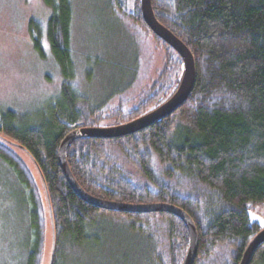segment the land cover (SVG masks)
<instances>
[{
	"label": "trees",
	"instance_id": "obj_1",
	"mask_svg": "<svg viewBox=\"0 0 264 264\" xmlns=\"http://www.w3.org/2000/svg\"><path fill=\"white\" fill-rule=\"evenodd\" d=\"M125 1L103 4L131 27L138 56L132 78L115 77L110 90L101 83L93 85L89 79L94 73L73 71L75 0H45L53 10L47 40L61 68L64 105L52 106L50 115L37 119L14 110L0 111V159L28 195V224L41 238L39 247H31L28 264L43 262L48 221L55 235L53 264H60L59 255L69 243L78 246L95 237L90 228L103 219L148 232L153 264H182L186 255L189 231L180 218L167 212H118L93 206L73 190L59 162V146L74 128L131 121L163 103L180 83L182 57L146 24L141 0H133L131 10ZM152 8L194 55L192 93L172 114L138 132L75 140L67 152L70 169L96 197L132 204L167 202L183 208L199 235L193 264H239L251 239L264 227L251 217L252 211L264 206V0H152ZM41 39V34L33 35L44 57ZM156 55L162 67L154 70L149 90L123 97L142 80L139 64L151 66ZM74 77L80 79V87ZM84 88L86 93L96 91L95 97L86 96ZM83 105L88 109L80 108ZM20 149L40 174L45 203L33 188ZM250 264H264V243Z\"/></svg>",
	"mask_w": 264,
	"mask_h": 264
},
{
	"label": "rangeland",
	"instance_id": "obj_2",
	"mask_svg": "<svg viewBox=\"0 0 264 264\" xmlns=\"http://www.w3.org/2000/svg\"><path fill=\"white\" fill-rule=\"evenodd\" d=\"M103 2L104 0H75L76 12L71 28V69L84 75L85 71L94 73L89 79L93 85L101 83L111 90L115 77L123 74L125 81H128L127 76L132 78L130 75L138 63V56H134L137 48L131 37V27L117 16H112ZM132 2L133 0L125 1L128 10L132 9ZM52 13V8L45 0H0L1 112L14 110L27 119H37L50 115L52 106L64 105L61 68L47 40ZM36 33L41 34L44 57L34 45L33 35ZM126 52L132 55L126 57ZM144 53L148 56V52ZM156 56L151 66L147 62L139 64V74L144 72L142 80L137 77L139 79L135 87L126 90L123 97L126 93L134 96L141 90H144L142 93L146 92L153 82L150 78L153 77L154 70L162 67L160 55ZM74 79L76 87H80V79ZM87 90L84 88L83 92L86 93ZM110 90L108 91L111 92ZM95 93L97 92H87L85 95L93 98ZM83 102L87 104V101ZM80 108L88 109V105ZM106 123L107 121L104 122ZM20 154L35 182L33 188L40 203H45V190L37 168L24 150L20 149ZM14 174L0 159V264H28L31 247H39L41 242L38 232L36 237L28 224L30 212L25 206L28 195ZM251 217L264 225V206L252 211ZM90 233H95V237L77 244L78 246L69 243L64 247L63 253L59 255V263L153 264V245L148 232L130 228L126 223H109V220L103 219L92 225ZM52 241L48 221L47 230L45 228L43 232L42 264L50 262Z\"/></svg>",
	"mask_w": 264,
	"mask_h": 264
},
{
	"label": "water",
	"instance_id": "obj_3",
	"mask_svg": "<svg viewBox=\"0 0 264 264\" xmlns=\"http://www.w3.org/2000/svg\"><path fill=\"white\" fill-rule=\"evenodd\" d=\"M141 8L146 24L152 31L173 49L183 60V74L175 92L156 108L143 115L120 124L104 126H80L70 131L62 140L58 157L62 171L73 190L86 202L98 208L131 213L167 212L180 218L189 231V245L182 264H193L197 256L199 235L192 217L181 207L167 202L124 203L102 199L85 190L74 177L68 160L67 152L75 140L83 138H114L138 132L159 122L176 111L186 102L195 85L196 64L194 55L189 47L170 29L163 25L155 16L152 0H141ZM264 243V227L251 239L239 264H250L257 249ZM55 235L53 233L52 252L49 264H53L55 256Z\"/></svg>",
	"mask_w": 264,
	"mask_h": 264
}]
</instances>
